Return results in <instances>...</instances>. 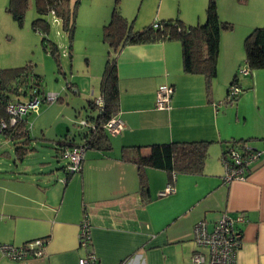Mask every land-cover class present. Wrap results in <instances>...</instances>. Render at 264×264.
Here are the masks:
<instances>
[{"label":"crops","instance_id":"obj_1","mask_svg":"<svg viewBox=\"0 0 264 264\" xmlns=\"http://www.w3.org/2000/svg\"><path fill=\"white\" fill-rule=\"evenodd\" d=\"M188 1L194 6H186L193 15L181 17L187 22L205 20L207 0ZM247 4V0L217 1L219 18L233 27L221 33L217 75L209 93L202 75L183 72L178 41L120 49L115 55L117 118L125 128L110 136V152L85 151L78 173L69 175L63 166L49 170V159L58 157L59 144L73 138L69 125L86 105L72 107L73 114L61 112L58 125L53 123L54 137L45 135L47 113L39 114L33 125L36 113L26 117L29 137L35 136L31 133L35 125L40 132L39 138H30L29 147L32 152L38 144L47 147V154L27 166L32 152L17 161L0 149V245L17 247L42 240L45 257L14 261L0 256V264H78L88 251L99 264H194L195 252L206 254L193 241L194 225L204 221L211 230L223 215L237 214H243L245 222L240 226L236 264H264V70L249 72L243 50L245 37L264 24V16L259 20L256 12H248ZM240 68L247 73L239 74ZM234 77L240 92L229 102L227 90ZM98 78L97 85H91L93 99L100 97ZM163 85L173 88L166 111L155 108L156 92ZM173 142L209 143L202 174L171 175L145 168L146 194L141 195L137 167L120 159L122 148ZM236 143L261 154L244 181L224 183L220 158ZM167 185L173 192L160 197ZM84 217L90 224L88 250L78 243Z\"/></svg>","mask_w":264,"mask_h":264},{"label":"trees","instance_id":"obj_2","mask_svg":"<svg viewBox=\"0 0 264 264\" xmlns=\"http://www.w3.org/2000/svg\"><path fill=\"white\" fill-rule=\"evenodd\" d=\"M217 1L207 0L205 20L201 25H185L178 18H174L154 22L158 25L156 29L153 28V23L140 31L132 29L116 3L108 23L102 28L103 42L108 45L113 55L105 62L99 83V95L103 101V107L99 109L94 104V99L88 101V105L84 107L85 119L92 123L93 127L78 131L73 138L59 144L55 148L57 156L59 157L61 147L78 144L83 145L86 151L110 152V135L105 131L104 126L119 113L115 55L125 46L178 41L181 46L183 72L189 75H202L205 79V90L209 93L211 83L217 75L221 33L232 29L230 23L220 20ZM26 4L27 0H11V7H14L12 8L13 17L19 23L22 22ZM78 4V0L73 3L71 0H34L38 18L33 21L32 28L35 31L39 29L42 31L40 32L42 47L55 60H58V47L46 38L49 29L47 18L51 16L59 21L71 41ZM243 50L244 63L249 72L264 70V24L253 28L247 34L243 41ZM234 84H238L237 77L231 80L228 89ZM41 86V77L34 74L29 65L0 71V120L8 121L6 106L12 101L25 102L36 97L44 102L45 95ZM59 99L58 96L57 101ZM26 117L17 121L13 127L0 131V135L13 141L17 161H22L34 150L28 143L30 140L28 132L31 126L25 125ZM77 140L80 143H77ZM208 146V142H173L146 147H124L121 150L120 159L137 167L140 193L144 196L146 194L143 176L145 168L164 171L171 175L202 174L208 157ZM63 168L65 169V166Z\"/></svg>","mask_w":264,"mask_h":264},{"label":"rangeland","instance_id":"obj_3","mask_svg":"<svg viewBox=\"0 0 264 264\" xmlns=\"http://www.w3.org/2000/svg\"><path fill=\"white\" fill-rule=\"evenodd\" d=\"M74 1L76 0H71V3ZM78 1L75 28L71 41L59 21L54 20L51 16L47 18L49 29L46 38L58 47V60H55L42 47V35L40 34L42 31L40 29L35 31L32 28L33 21L38 18L34 0H27L21 23L13 17L12 8L14 7H11V0H0V71L18 69L29 65L31 71L41 77V88L44 95L56 94L60 97L58 101L41 104L37 113L31 118L33 125L39 114L47 113L45 115L47 118L44 119V122L49 121L46 128L47 132L43 129L46 137H54L55 131H57L55 127L59 123L57 119L60 117L61 112L70 111L73 114L74 109L72 107L80 104L87 106L89 99H93L90 94L91 85H97L96 75H99L100 78L105 62L110 56H113L108 45L103 42L102 26L108 23L116 3L135 31H140L162 19L168 20L176 17L185 25H201L204 23V20L187 22L181 17V15H186V17L193 15V10L186 7L188 5L194 7L188 0ZM247 1L248 12H256V16L260 20L261 16H264V0ZM241 2L244 3V0H241ZM105 17V22H101ZM101 50L102 54H99ZM82 118H85L84 112L81 116H74V124L69 125L71 135L75 136L78 131H82L77 128L76 124ZM41 121H43V118ZM31 122L29 121L28 126ZM50 123H52L51 128ZM31 133L35 136L30 138L40 137L37 125L34 126ZM6 140L5 136L0 135V149L2 152H9L14 160V145L9 139ZM77 143H80L79 140H77ZM34 148L36 151H33L25 160L27 166L38 163L42 156L47 154V147L38 144ZM56 166H65V161L60 160L59 157L49 159V170L51 167L55 168Z\"/></svg>","mask_w":264,"mask_h":264},{"label":"built area","instance_id":"obj_4","mask_svg":"<svg viewBox=\"0 0 264 264\" xmlns=\"http://www.w3.org/2000/svg\"><path fill=\"white\" fill-rule=\"evenodd\" d=\"M158 25L153 24L156 29ZM239 74H246V68H240ZM239 87L237 84L231 85L228 89L226 100L235 101L239 95ZM173 88L170 86H160L156 92L155 108L160 111L170 110L171 96ZM59 95L49 94L45 96L44 102L41 98H33L25 102L12 101L6 106L8 121L0 120V131L8 127H13L17 121L22 120L28 114L37 113L41 103H52L57 101ZM94 104L101 109L103 101L101 97L94 98ZM77 128L84 130L93 127L87 119H80ZM124 123L117 117L112 118L105 126V131L114 136L124 130ZM69 139H65L67 142ZM85 148L83 145L63 146L59 149L60 160L65 161V172L69 175L76 174L81 169V163L84 158ZM260 152L256 151L245 143H236L229 145L221 155V164L224 167V183L231 181H244L249 175L251 165L260 157ZM173 192L171 185H167L163 192L159 193L160 197L167 196ZM245 222L243 214H237L234 217L223 215L208 230L204 221L196 223L193 227V241L198 248L206 249V254L195 252L192 257V263L203 264H236L237 254L241 246V228ZM79 247L88 250L91 247L90 224L86 217L80 224L78 234ZM0 256L14 260L24 261L28 259L40 260L44 255V242L42 240H34L22 246L0 245ZM78 264H99L96 256L92 252L78 260Z\"/></svg>","mask_w":264,"mask_h":264}]
</instances>
